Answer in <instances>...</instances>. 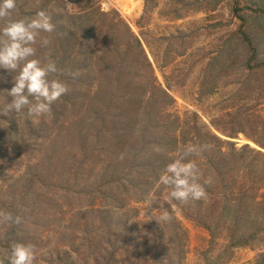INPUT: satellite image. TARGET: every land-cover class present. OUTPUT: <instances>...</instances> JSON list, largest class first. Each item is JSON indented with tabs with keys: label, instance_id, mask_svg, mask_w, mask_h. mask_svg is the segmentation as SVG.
I'll use <instances>...</instances> for the list:
<instances>
[{
	"label": "rangeland",
	"instance_id": "374dc122",
	"mask_svg": "<svg viewBox=\"0 0 264 264\" xmlns=\"http://www.w3.org/2000/svg\"><path fill=\"white\" fill-rule=\"evenodd\" d=\"M40 10L56 28L35 58L50 53L69 90L45 116L5 115L15 74L0 69V213L19 218L0 220V257L19 241L35 245V264H264V237L235 246L245 239H232L228 226L208 230L185 217L202 200H170L158 184L186 146L215 135L264 154V0H17L12 18ZM119 17L144 64L101 93L94 44L114 45L106 32ZM130 87L134 106L124 97ZM76 120L93 123L87 141ZM205 152L190 158L200 183H211ZM165 208L171 219L160 225Z\"/></svg>",
	"mask_w": 264,
	"mask_h": 264
},
{
	"label": "trees",
	"instance_id": "16d2710c",
	"mask_svg": "<svg viewBox=\"0 0 264 264\" xmlns=\"http://www.w3.org/2000/svg\"><path fill=\"white\" fill-rule=\"evenodd\" d=\"M101 15L105 18H111L108 13ZM71 16L83 18L80 15ZM113 20L110 21H113L114 26L109 27L106 33L114 40V45L109 44L104 49L98 50L96 44H94V55L98 62L97 67L101 71L98 82H93V85L100 88V90L103 88L101 93L108 89L117 91L118 88L123 86L127 71L134 66V62L139 61V63L144 64L142 59L144 50L139 39L134 36L121 17L118 20ZM97 30L96 28L94 33ZM103 34H105V31H103ZM124 40L126 42H122ZM53 48L57 53L58 49ZM89 54L90 50L83 55L89 56ZM145 60L150 68V63L146 57ZM154 87V90H160V88ZM130 89L134 92L133 97H126V94L124 97L125 101L134 106L135 103L133 102L137 103L138 97L135 89L132 87ZM160 91V100L165 101V103L168 98L172 100L164 90L163 92L162 89ZM97 94L100 93L97 92ZM61 99L63 100L62 97ZM92 107L94 108L92 113L94 117L96 116V107L95 105ZM92 121L95 122L93 118ZM84 124L82 121L76 120L74 127H79L81 136H85L84 140L87 141L88 132L90 131L87 127L93 125V123H88V126ZM85 126L86 131L83 129ZM139 127L141 126H136V132L139 131ZM213 138L216 143L206 141L203 144L207 152L204 153L206 160L201 163V167L208 169L215 175L214 181L210 183L205 180L208 181V183H205L201 180L209 195L201 199V205L203 206L201 210L194 212L190 207L189 210L193 213L188 212L185 217L208 230H212L214 226L215 231H219L221 227L228 226L232 239H245L243 242L234 243L235 246L251 245L248 244L250 241L264 237V154L250 146L238 149L232 142H225L216 135ZM262 148L264 149V146ZM241 178H245L247 183L238 182V179ZM205 208H208L207 213L204 212ZM261 259H264V252L261 254Z\"/></svg>",
	"mask_w": 264,
	"mask_h": 264
},
{
	"label": "clouds",
	"instance_id": "9594fccd",
	"mask_svg": "<svg viewBox=\"0 0 264 264\" xmlns=\"http://www.w3.org/2000/svg\"><path fill=\"white\" fill-rule=\"evenodd\" d=\"M16 8L17 0H0V19L5 21L0 27V69L15 74L13 86L7 91L12 100L6 105L5 115L25 114L27 118L33 119L50 113L53 103L69 89L59 78L61 69L50 53L43 62L35 58V45L38 42L41 47H49L51 44V40L43 35L52 33L56 28L51 15L40 10L34 16L13 19ZM203 150L202 145L186 146L165 165L158 176V184L170 188L168 199L188 202L206 198V188L200 183L199 166L190 158ZM170 219L165 208L157 222L161 225V222ZM0 220L19 223V218L11 213H0ZM35 260V245L16 241L0 257V264H35Z\"/></svg>",
	"mask_w": 264,
	"mask_h": 264
}]
</instances>
